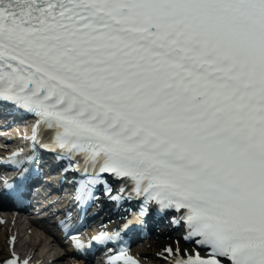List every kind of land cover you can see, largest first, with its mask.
Instances as JSON below:
<instances>
[{
    "label": "snow or ice",
    "instance_id": "6c2138e0",
    "mask_svg": "<svg viewBox=\"0 0 264 264\" xmlns=\"http://www.w3.org/2000/svg\"><path fill=\"white\" fill-rule=\"evenodd\" d=\"M7 103L36 117L13 167L39 148L79 174L81 207L99 185L139 201L93 241L122 244L154 208L182 228L166 264H264V0H0Z\"/></svg>",
    "mask_w": 264,
    "mask_h": 264
},
{
    "label": "bare ground",
    "instance_id": "6f19581e",
    "mask_svg": "<svg viewBox=\"0 0 264 264\" xmlns=\"http://www.w3.org/2000/svg\"><path fill=\"white\" fill-rule=\"evenodd\" d=\"M165 242L166 240L160 237L151 238L146 242L149 245V247L146 248L145 251L154 250L155 248H157L158 246L162 245ZM0 253H4V248L1 238H0ZM146 256H149V254H147Z\"/></svg>",
    "mask_w": 264,
    "mask_h": 264
},
{
    "label": "rangeland",
    "instance_id": "374dc122",
    "mask_svg": "<svg viewBox=\"0 0 264 264\" xmlns=\"http://www.w3.org/2000/svg\"><path fill=\"white\" fill-rule=\"evenodd\" d=\"M26 238H28V239H30V240H33L34 239V237H32L31 235H29V236H25Z\"/></svg>",
    "mask_w": 264,
    "mask_h": 264
}]
</instances>
